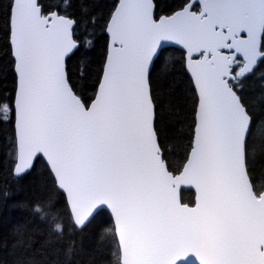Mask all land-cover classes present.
<instances>
[{"label": "snow or ice", "instance_id": "snow-or-ice-1", "mask_svg": "<svg viewBox=\"0 0 264 264\" xmlns=\"http://www.w3.org/2000/svg\"><path fill=\"white\" fill-rule=\"evenodd\" d=\"M159 9L158 0H115L104 25L109 51L89 97L67 63L81 46L77 19L56 0H11L17 79L12 105L0 112L15 120L14 173L46 157L77 228L110 209L116 264H264V184L250 169L264 124L239 94L264 69V0ZM163 42L182 47L194 93L179 165L150 75ZM33 211L45 219L40 206ZM51 230L62 236L64 225Z\"/></svg>", "mask_w": 264, "mask_h": 264}, {"label": "trees", "instance_id": "trees-1", "mask_svg": "<svg viewBox=\"0 0 264 264\" xmlns=\"http://www.w3.org/2000/svg\"><path fill=\"white\" fill-rule=\"evenodd\" d=\"M60 3L61 0H56ZM182 0H158L159 14H171ZM11 0H0V104L12 105L16 88L14 58L9 41L8 11ZM115 0H66L67 12L77 19L74 37L79 51L67 63L80 93L92 96L108 50L104 28ZM70 5V7H68ZM88 41V43H82ZM154 95L162 113V127L171 159L183 160L190 139L193 91L185 67L184 51L167 47L151 70ZM254 114V122L264 124V69L243 82L239 93ZM14 117L0 112V264H116L117 250L112 218L100 210L82 229L69 215L66 196L57 188L52 172L42 156L33 168L17 177ZM251 174L257 185L264 184V130L252 143ZM191 201L192 193H187ZM40 206L45 219L34 213ZM62 223V236L51 229ZM73 247L71 255L67 249Z\"/></svg>", "mask_w": 264, "mask_h": 264}, {"label": "water", "instance_id": "water-1", "mask_svg": "<svg viewBox=\"0 0 264 264\" xmlns=\"http://www.w3.org/2000/svg\"><path fill=\"white\" fill-rule=\"evenodd\" d=\"M163 15H167V14H163ZM169 15V14H168ZM107 33V32H106ZM107 35H108V51H109V46H110V36H109V34L107 33ZM79 43V42H78ZM11 45V44H10ZM167 47H177V48H180L181 50H183L182 49V47L181 46H179V45H176L174 42H163L162 43V46H161V50H160V52L162 51V50H164V49H166ZM11 50H12V47H11ZM108 51H107V53H108ZM12 52H13V50H12ZM13 55V54H12ZM106 56H107V54H106ZM14 58V57H13ZM186 67V66H185ZM153 68V67H152ZM152 70V69H151ZM187 70V69H186ZM187 72H188V74H189V71L187 70ZM189 76H190V74H189ZM15 135H16V150H17V133H16V128H15ZM39 156H42V155H38L34 160H33V163H32V166L30 167V169H28L26 172H24L23 174H25V173H27V172H29L32 168H33V166H34V164H35V162H36V160L38 159V157ZM43 157V156H42ZM44 159H45V161L47 162V159H46V157H43ZM18 163V151H17V155H16V163H15V166H16V164ZM47 164H48V166H49V163L47 162ZM15 166H14V169H15ZM49 168H50V166H49ZM13 173H14V170H13ZM23 174H20V175H16L15 173H14V175L15 176H17V177H19V176H21V175H23ZM62 191V190H61ZM63 192V191H62ZM64 193V192H63ZM65 194V193H64ZM65 196H66V194H65ZM100 210H106V211H108L109 212V214L111 215V217H112V219H113V222H114V218H113V215L111 214V212H110V209H108L107 207H104V206H101L99 209H98V211L96 212V213H94V215H93V217L100 211ZM92 217V218H93ZM91 218V219H92ZM91 219H90V221H91ZM89 221V222H90ZM88 222V223H89ZM87 223V224H88ZM86 224V225H87ZM85 225V226H86Z\"/></svg>", "mask_w": 264, "mask_h": 264}, {"label": "rangeland", "instance_id": "rangeland-1", "mask_svg": "<svg viewBox=\"0 0 264 264\" xmlns=\"http://www.w3.org/2000/svg\"><path fill=\"white\" fill-rule=\"evenodd\" d=\"M61 3L63 4L64 7L66 5V0H61ZM4 116L10 118L7 113H4Z\"/></svg>", "mask_w": 264, "mask_h": 264}]
</instances>
